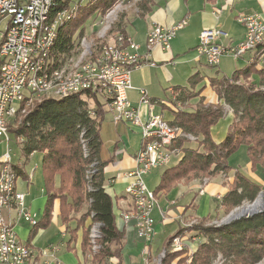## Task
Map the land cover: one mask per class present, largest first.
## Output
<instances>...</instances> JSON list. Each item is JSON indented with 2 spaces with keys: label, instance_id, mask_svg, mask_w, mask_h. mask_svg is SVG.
<instances>
[{
  "label": "trees",
  "instance_id": "16d2710c",
  "mask_svg": "<svg viewBox=\"0 0 264 264\" xmlns=\"http://www.w3.org/2000/svg\"><path fill=\"white\" fill-rule=\"evenodd\" d=\"M119 1L56 0L52 14L72 6L75 8L73 15L63 21L56 32L51 55L57 63L60 61L62 64L75 51L87 20L91 17L93 21L99 20L96 25L98 29L103 15ZM150 6L152 0H141L137 5L139 15L150 12ZM123 26L121 17L111 26L109 37L121 34L126 38ZM104 44H107L106 38L96 40L97 48ZM256 67V63H247L241 70L234 71L230 78L215 82L218 101L227 105L233 115V121L221 142L215 143L210 135V128L224 116L221 104H208L192 113L175 114V125L188 135L197 137V146L185 147L184 144L190 143L186 140L175 143L181 151V158L161 172L159 184L153 190L155 197L168 193L181 182L188 183L194 179L204 181L217 174H227L233 169L228 159L242 146L246 149L251 172L261 170L264 173V68L256 70ZM252 75L260 77L261 83H252L249 80ZM89 101H92L93 107L89 106ZM109 102V98L91 92H80L61 99L44 98L34 103L18 123L15 121L17 116L8 129L25 160L33 153L41 154L40 171L46 203L30 238L50 224L57 202L62 225L75 220L73 232L81 228V249L84 254L90 252L91 226H98L99 249L91 254V264H111V258L116 261L114 264H122L121 251L124 246V235L115 224L113 199L103 188L102 169L105 163L99 160L102 147L100 127ZM15 169L18 177L23 176L18 166ZM230 185L217 205L225 214L244 202L255 201L260 193L264 201V184L248 180L238 171ZM84 205L86 210L81 213ZM73 214L80 215L73 218ZM87 220L90 223L86 226ZM198 221L197 225L178 228L168 238L165 256L160 264H211L218 255L222 264H264V208L259 213L228 224L207 223L205 226V222H210L208 217ZM185 232L194 233L203 242L198 243L191 255L185 249L169 253L171 240Z\"/></svg>",
  "mask_w": 264,
  "mask_h": 264
},
{
  "label": "built area",
  "instance_id": "2783aa9c",
  "mask_svg": "<svg viewBox=\"0 0 264 264\" xmlns=\"http://www.w3.org/2000/svg\"><path fill=\"white\" fill-rule=\"evenodd\" d=\"M55 1L0 0V25L5 24L0 40V144H6L0 156V264H29L31 259V249L18 238L15 222L23 221L33 228L38 219L36 213L25 206V195L15 189L17 170L12 165L11 150L7 144L11 135L8 129L13 120L20 113L25 114L34 103L44 98L61 99L80 92H91L110 99L107 109L114 122L124 121L140 131L141 148L135 155L134 169L127 174L131 182L125 188L131 203L120 218L123 225L130 224L137 239L144 242H151L155 235L152 210L156 205L153 191L146 186V176L152 171L164 170L173 160L181 158V151L175 146L177 141H197V137L188 135L179 126L154 115L151 110L153 103L147 99L144 90H140V102L149 108L146 120L141 119L139 109L128 100L126 91L132 88V70L144 65L154 66L147 59L140 60L138 45L128 37L118 35L116 44H104L97 48L92 43L94 40L83 35L78 39L72 55L62 64L60 61L57 63L51 55L56 32L58 26L73 15L75 8L72 6L52 14ZM114 8L103 15L102 29L97 30L95 38L105 39L106 21ZM240 21L245 28L243 38L229 46L217 43L220 37L226 36L222 31H201L198 51L208 67H216L222 56L237 60L248 54L247 63H256L257 67L264 68V21L257 15L242 16ZM185 24L184 19L171 27L154 26L147 34L145 48L169 50L175 32ZM97 33H101L100 36L97 37ZM207 181L204 179L202 185ZM221 199L217 196V200ZM99 238L98 226L92 225L90 252L98 251ZM185 241L183 237H174L168 252L184 250ZM165 252L162 251L155 264L161 263Z\"/></svg>",
  "mask_w": 264,
  "mask_h": 264
},
{
  "label": "crops",
  "instance_id": "0c3cea01",
  "mask_svg": "<svg viewBox=\"0 0 264 264\" xmlns=\"http://www.w3.org/2000/svg\"><path fill=\"white\" fill-rule=\"evenodd\" d=\"M154 1L147 14L140 16L138 10L135 9L130 16L123 17L124 33L138 45L137 53L140 60L147 59L154 63V66L144 65L139 69L132 70L130 74L132 88L126 91V96L132 106L139 109L141 119L146 120L149 108L140 102V90H144L147 99L153 103L152 113L162 116L164 120L175 125L176 113H192L199 107L208 104L219 103L222 105V101H218L214 85L217 80L226 77L222 76L223 69H221L220 61L214 74H211L209 68L213 67H208L203 56L199 54L201 31L204 29L220 30L226 36L220 37L217 43L224 46L235 44L243 38L245 32L244 25L240 21L242 16L257 15L264 21V0ZM184 19L186 24L175 32L176 35L170 41L169 50H163L160 47H153L150 50L145 48L147 34L154 26L171 27ZM249 57L246 54L237 60L233 59L236 63L234 71L241 70L246 66ZM259 69L256 67V70ZM249 80L254 84L261 83L260 77L256 75H252ZM201 84H203L202 87H200ZM109 121L113 122L112 116ZM232 121L231 110H226L223 118L210 128V135L215 143L224 139ZM101 141L99 160L100 163H105L102 169L103 188L113 199L115 224L124 235V246L121 251L122 264H155L159 253L165 250L168 238L173 236L178 228L187 226L189 222L186 221H190V216H193L194 220L210 217L209 214L204 216L201 211L202 205L206 201V203L212 201L215 204V212H220L217 210L221 209L217 206L220 203L217 196L223 198L230 189L231 180L238 171L232 167L233 169L227 174H217L208 178L205 185H202L200 179H194L188 183L177 184L164 195L159 194L156 197L158 198L156 202L159 205L152 210L155 235L151 242H144L137 239L131 225H123L120 218V214L126 211L131 203V199L125 194V188L131 182V178L127 174L134 169L135 155L141 148L140 131L124 121L114 122L112 136L105 142L103 139ZM196 146L197 143L195 146L190 143L185 144L187 148H196ZM177 161L173 160L171 165ZM17 166L22 170L23 176L19 177H22L23 181L18 186L19 188L15 189L25 195V206L36 213L39 220L46 203L40 163L36 167V172H32L29 176L24 170V163ZM248 168L251 172L250 164H248ZM152 172H157V170ZM152 172L146 178L152 175ZM231 173H233L232 176ZM244 177L257 184H264V182H256L247 176ZM57 183L58 178L56 177L55 184L57 185ZM200 189L203 190L202 193L199 192ZM169 205L172 206L167 211ZM85 210L86 206L82 208L81 213ZM79 215L73 214L72 217L76 218ZM173 222L177 223V228L164 235L159 245L156 236L160 235L159 232L163 230V226ZM89 223L90 221L87 220L85 225L87 226ZM75 226V220H72L68 225H62L56 202L50 224L46 228L39 229L32 239L30 237L33 228L23 221L15 222V232L18 238L29 245L31 249L30 264H91V255L84 254L81 249L82 230L79 228L74 233ZM179 236L186 240L185 250L189 255L196 251L199 242H203V239L195 237L192 232H185ZM109 263L114 264L116 261L111 258Z\"/></svg>",
  "mask_w": 264,
  "mask_h": 264
},
{
  "label": "rangeland",
  "instance_id": "374dc122",
  "mask_svg": "<svg viewBox=\"0 0 264 264\" xmlns=\"http://www.w3.org/2000/svg\"><path fill=\"white\" fill-rule=\"evenodd\" d=\"M78 1H80V0H76V2H78ZM140 1L141 0H121V1H119L117 4H115L113 6V7H116V8H114L113 12L109 15L108 21H106L108 28L104 30L105 34H103V36H106L105 38L107 39V44H116L117 43V40H116L117 38L116 37L118 35H121V34H117V35L114 34V36L109 37V31L111 29V26L116 21H118L121 17H125L127 15L130 16L131 12H133L135 9H137V5H138V3ZM74 2H75V0H74ZM154 2L155 1L152 0V5L154 4ZM101 21L102 20H100V23H101ZM98 22H99V20L93 21L92 17L89 18L87 20V22L85 23V25H84L85 29H84L83 35H85L87 37H90L91 40H94V38L96 36L95 33L97 32V30L100 31L102 29L100 23H99V28L96 29L97 28L96 25L98 24ZM103 25H104V23H103ZM4 28H5V24L1 23V25H0V40H1V34L4 32ZM100 34L101 33H99V34L97 33V37L100 36ZM96 40L97 39H95L94 42L92 41V43H94V45L96 44ZM89 42H90V40H89ZM75 55L77 56V53ZM231 58L226 55V56H222L220 58V60H219L221 69H223L222 70V74H223L222 76H225L226 78H230L231 75L233 74L235 68H236V63L233 61V58L232 59ZM239 63H241V62H239ZM209 69L211 70V74H214V70H216V67L209 68ZM202 86H203V84H201L200 87H202ZM88 104H89L90 107L94 106V104H92V101H89ZM222 106H223L224 112L226 110H229L228 106L225 105L223 102H222ZM23 115H24L23 113H20L18 115L17 120H15V121L18 123ZM110 116H112L110 112L106 113L105 120L101 124L100 135H101V139H103L104 142L107 140V138L112 136V133H113V130H114V121L113 122L109 121ZM9 138H10V142L7 144V147L11 150L10 154H11V157H12V165L17 166L19 164L24 163L23 167H24V170H26V174L28 176H29V174H32V172H36V167L39 165L40 160H41V154L35 153L28 160H25V158L21 154V151H20V148H19L18 144L15 142L14 138L12 137V135H10ZM190 144H193L195 146L196 143L190 142ZM184 146H185V144H184ZM5 148H6V144L5 143L4 144H0V156L4 153ZM245 152H246L245 147L244 148H243V146L240 147L239 150L234 155H232V157H230L228 159L229 166L233 167L234 169H237L238 171L243 173L244 176H247V177L251 178L252 180H254L256 182L259 181L260 183H263L264 182V179H263L264 173H262L261 170H257V171L252 172V173L249 171V168H248L249 161H248V158H247ZM161 172H162V170H159L157 172H152V175H150L148 178L145 179V183H146V186H147L148 190L153 191L155 189V187L159 184L160 180H158V179L160 177ZM232 174L233 173H231V176H232ZM22 181H23L22 177H19L17 179V181H16V188L17 189L19 188L18 186L20 185V183ZM155 199H156V201L158 200V198H155ZM258 199L261 200V206H259L254 211L255 213H253V214L261 212L263 210V208H264L263 207L264 206L263 195L261 197L257 196V198L255 200L257 201ZM206 202H205L204 205H202L201 211H203L202 213L204 214V216H206L208 214L210 215V217H209L210 222L209 221L205 222L204 225L205 226L208 225V224L222 225L223 224L222 221L226 220V217H227V215L230 212L228 214H225L223 212V209H217V210H220V212H215V208H214L215 204L212 201H210L209 203H206ZM253 202H246V203L244 202L242 205H240L236 209H234V210L232 209V211H231L232 214L237 215V214L242 213L240 211L243 208H246L247 206L251 205ZM158 205L159 204H157V202H156L155 206L158 207ZM84 206H86V205H84ZM169 206H168L169 209H167V211L170 210L172 205H169ZM248 216H251V215L250 214H245V215H243L241 217H248ZM241 217H239V218H241ZM189 218H190V221L189 220L186 221V222H189L187 224V226H193V225H197L198 224L199 221L192 219L193 216H190ZM239 218H237V219H239ZM233 220H235V219H233ZM175 228H177V223L176 222L169 223V224L163 226L162 229L164 230V232H162L163 230H160V232H159L160 235L156 236V241H159V245H160L161 241L163 240V236L168 234V233H170V232H172ZM180 252H182V251H180ZM173 253H176V252H173ZM88 254L91 255V254H94V253L88 252ZM160 254H161V252L158 255L159 257L161 256ZM221 262H222L221 256L218 255V257H216L215 260H213L211 264H222ZM29 264H30V262H29Z\"/></svg>",
  "mask_w": 264,
  "mask_h": 264
},
{
  "label": "bare ground",
  "instance_id": "6f19581e",
  "mask_svg": "<svg viewBox=\"0 0 264 264\" xmlns=\"http://www.w3.org/2000/svg\"><path fill=\"white\" fill-rule=\"evenodd\" d=\"M259 206H261V200L258 199L257 201L255 200L251 205L247 206L246 208H243L240 212V214L234 215L232 214L231 217L233 218L234 216H239V215H245V214H251L253 213ZM238 213V212H237Z\"/></svg>",
  "mask_w": 264,
  "mask_h": 264
},
{
  "label": "water",
  "instance_id": "95a60500",
  "mask_svg": "<svg viewBox=\"0 0 264 264\" xmlns=\"http://www.w3.org/2000/svg\"><path fill=\"white\" fill-rule=\"evenodd\" d=\"M261 196H262V193L259 194V197H261ZM253 213H255V212H253ZM253 213H251L250 215H252ZM231 215H232V212H230V213L227 215L226 220H223V221H222L223 224H228V223L232 222L233 219H237V218L243 216V215H239V216H234V217L232 218ZM231 220H232V221H231Z\"/></svg>",
  "mask_w": 264,
  "mask_h": 264
}]
</instances>
